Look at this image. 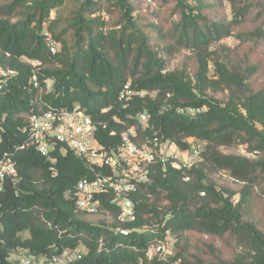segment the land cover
Wrapping results in <instances>:
<instances>
[{
    "label": "trees",
    "instance_id": "16d2710c",
    "mask_svg": "<svg viewBox=\"0 0 264 264\" xmlns=\"http://www.w3.org/2000/svg\"><path fill=\"white\" fill-rule=\"evenodd\" d=\"M66 1L11 0L0 7V67L16 72L0 77V159L14 160L18 180L5 181L0 190V264H21L11 259L20 250L51 257L81 245L87 255L72 264H264V227L248 219L246 210L256 189L264 195V64L248 52L215 48L248 21L252 4L228 0V20L212 16L213 0H173L177 18L163 20L162 9L142 12L130 0H83L69 20L61 14L51 20ZM46 32L61 45L56 54L49 51ZM263 32L236 36L246 45ZM182 51L196 60L193 75L187 66L167 69ZM23 57L42 63L37 88ZM127 83L145 94L125 107L119 95ZM220 93L226 98H216ZM77 106L93 119L106 149H116L122 133L134 127L138 143L158 135L186 150L188 139L203 141L204 161L186 173L156 165L151 184L133 197L134 221L120 222L113 207L110 218L90 222L66 193L83 179L93 180L95 172L71 151L39 154L27 118L37 109ZM181 107L198 112L185 116L177 112ZM141 112L151 115L147 129L136 118ZM235 145L258 158L220 150ZM222 171L243 183L238 198L212 179ZM188 232L228 239L243 252L225 260L206 244L214 258L205 260L181 246ZM167 234L177 240L173 256L150 260L149 248Z\"/></svg>",
    "mask_w": 264,
    "mask_h": 264
},
{
    "label": "built area",
    "instance_id": "2783aa9c",
    "mask_svg": "<svg viewBox=\"0 0 264 264\" xmlns=\"http://www.w3.org/2000/svg\"><path fill=\"white\" fill-rule=\"evenodd\" d=\"M144 5L152 9L155 3L153 0H144ZM46 41L52 54L60 51V43L48 32ZM22 61L33 68L31 82L34 87H39L38 71L42 63L26 57H23ZM15 75V71L0 67V77ZM46 83L50 86L52 81L47 80ZM144 94L145 92L135 91L131 84L127 83L120 92L119 100L124 102L126 107L133 97ZM177 112L192 117L198 111L181 107ZM27 118L31 144L39 154L50 156L58 148L60 153L71 151L95 172L93 180L83 179L66 193V197L74 203L76 209L90 217L110 218L114 207L118 210L120 222H132L137 215L133 197L141 188L151 184L152 172L156 165L161 166L163 172L172 168L186 173L204 161L206 146L203 141L188 139L189 148L186 150L179 149L175 143L158 135L138 143L134 127L122 133L121 144L116 149H106L96 137L93 119L79 106L71 111L63 108L37 109ZM136 118L144 129L150 127V113L141 112ZM7 180L17 183V168L13 159L4 157L0 159V190ZM105 202L108 203L107 206ZM120 233L127 235L128 231L120 230ZM176 242L175 236L167 234L163 240L149 248L147 257L150 260L168 259L175 252ZM103 244L100 240L101 248ZM87 252L83 245L51 257H37L28 251L20 250L13 254L11 259L21 264H72L81 260Z\"/></svg>",
    "mask_w": 264,
    "mask_h": 264
},
{
    "label": "rangeland",
    "instance_id": "374dc122",
    "mask_svg": "<svg viewBox=\"0 0 264 264\" xmlns=\"http://www.w3.org/2000/svg\"><path fill=\"white\" fill-rule=\"evenodd\" d=\"M11 0H0V7L6 5ZM248 1L252 4V14L249 17L248 21L239 28L234 36L228 37L218 43L215 48H224L223 52H238L241 54L251 53L256 56L261 63L264 64V32L260 35L256 41L250 44L241 45L240 39L236 35L244 32H253L258 29H263L264 31V0H244ZM83 0H67L64 6L60 8V10H53L50 15V19L54 20L58 17L59 14L64 19H70L75 11L78 9ZM130 2L135 6L136 9L142 12H146L148 10L154 9H162L161 17L163 20L176 19L177 16L173 14V6L174 2L168 1L167 3H161L160 1H156L155 6L150 9L144 5V0H130ZM161 5H160V3ZM193 3V0H190ZM212 3H216V11L212 16L225 17L228 20L232 19V11L231 5L228 0L221 1H211ZM108 19V18H106ZM110 24V23H109ZM249 48L252 50L249 51ZM220 58L225 59V54H221ZM182 66H187V71L193 75L194 68L196 66V60L190 51H182L177 54L175 57L171 59L168 63L167 69L174 70L180 68ZM210 76H214V67L210 65ZM260 82L264 83V79ZM227 94V93H226ZM226 94L220 93L216 96V98L223 100L226 98ZM205 146L207 144L205 143ZM206 149V147H205ZM224 154H234L241 155L245 157H249L251 159H257L258 156L253 153H249L246 149V146L243 145H235L229 148L221 147L220 149ZM215 184L219 189H229L236 193L235 198L239 197L240 190L243 188V183L233 179L228 172L222 171L214 174L212 176ZM255 201L252 205L246 208L248 219H255L259 221V225L264 227V195L261 194V190L258 188L255 190ZM102 219L101 216L98 217H87V220L93 223H96L97 220ZM1 229V225H0ZM24 238H28V234H24ZM186 244V245H184ZM208 244H213L214 247L218 250L217 254L220 255L225 260H233L235 256L242 254L243 249L238 247L233 241H229L228 239H218L211 238L205 235H201L198 233L188 232L184 234L183 242L181 246L186 249L189 254H200L205 260H211L214 258L213 252L208 248ZM213 257V258H212Z\"/></svg>",
    "mask_w": 264,
    "mask_h": 264
}]
</instances>
